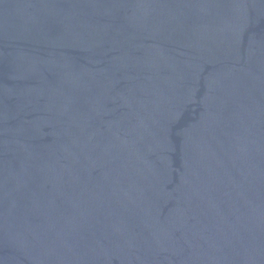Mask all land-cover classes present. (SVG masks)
<instances>
[{
    "label": "water",
    "instance_id": "1",
    "mask_svg": "<svg viewBox=\"0 0 264 264\" xmlns=\"http://www.w3.org/2000/svg\"><path fill=\"white\" fill-rule=\"evenodd\" d=\"M0 264H264V0H0Z\"/></svg>",
    "mask_w": 264,
    "mask_h": 264
}]
</instances>
